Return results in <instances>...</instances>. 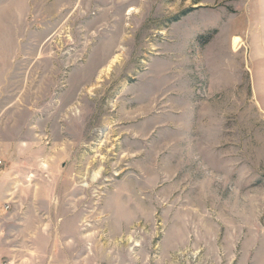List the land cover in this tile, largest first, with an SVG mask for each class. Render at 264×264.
<instances>
[{
  "label": "rangeland",
  "instance_id": "374dc122",
  "mask_svg": "<svg viewBox=\"0 0 264 264\" xmlns=\"http://www.w3.org/2000/svg\"><path fill=\"white\" fill-rule=\"evenodd\" d=\"M0 230L20 264H264V0H0Z\"/></svg>",
  "mask_w": 264,
  "mask_h": 264
},
{
  "label": "crops",
  "instance_id": "0c3cea01",
  "mask_svg": "<svg viewBox=\"0 0 264 264\" xmlns=\"http://www.w3.org/2000/svg\"><path fill=\"white\" fill-rule=\"evenodd\" d=\"M15 236H10L8 241H15L18 237L22 236V232H16ZM17 238H14L16 237ZM4 235L2 230H0V264H20L23 259V254L27 252H32L31 245L21 244L20 240L16 241V245H8L6 241L3 240ZM27 240L33 241V238L27 237ZM15 239V240H14ZM15 243V242H14ZM17 249V250H16ZM27 257V255H26ZM29 261H33V257H29ZM26 263V262H25ZM24 264V263H23Z\"/></svg>",
  "mask_w": 264,
  "mask_h": 264
}]
</instances>
